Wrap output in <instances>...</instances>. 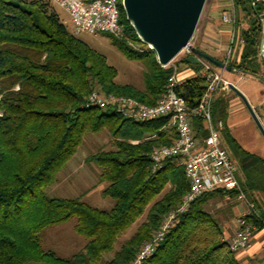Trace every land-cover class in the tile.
<instances>
[{"label":"trees","instance_id":"obj_1","mask_svg":"<svg viewBox=\"0 0 264 264\" xmlns=\"http://www.w3.org/2000/svg\"><path fill=\"white\" fill-rule=\"evenodd\" d=\"M233 6L234 24L243 20L246 28L238 34L242 40L239 59L229 57L226 67L257 75L264 69V56L258 60L262 2L233 0ZM119 9L120 21L139 48L112 39L128 57L144 64L142 89L117 83L116 69L66 27L49 0H0V264H129L189 189L176 158L151 172V150L176 138L174 127L165 128L170 116L134 121L110 110L84 107L95 88L153 105L173 72L171 66L157 63L126 21L121 4ZM186 57L181 61L188 63ZM188 64L201 67L199 62ZM205 87L198 73L180 83L177 91L188 106H194ZM225 110L224 99L214 97L212 118L221 120ZM193 118L204 128L200 118ZM103 129L109 132L113 148L99 149L88 161L98 168L97 180L105 184L101 194L110 197L113 205L98 209L81 196L49 197L46 188L55 182L83 137ZM240 161L246 170L262 167V161L248 153ZM217 192L229 191L216 189L193 200L142 264H239L219 223L203 207ZM144 213L134 233L115 250L119 235ZM71 217L75 232L86 239L82 249L67 258L44 250L40 231ZM246 218L255 229L264 226L262 213L254 211Z\"/></svg>","mask_w":264,"mask_h":264},{"label":"built area","instance_id":"obj_2","mask_svg":"<svg viewBox=\"0 0 264 264\" xmlns=\"http://www.w3.org/2000/svg\"><path fill=\"white\" fill-rule=\"evenodd\" d=\"M49 1L68 14L71 32L75 35L80 32H106L113 38L126 40L138 49L132 44L134 42L131 36L127 34L124 24L120 21L118 0ZM256 1L262 2V22L264 24V0ZM221 20L233 26L235 15L234 13H222ZM233 40L232 33L230 44ZM238 41L242 44L241 39ZM184 49L188 54L192 53L189 46ZM229 57L230 48L227 50L224 65H227ZM199 63L201 65L199 74L204 78L206 87L194 106H188L184 97L177 91L180 82L174 65L163 92L153 105L141 103L127 95L104 93L100 89H93L84 101L86 108L110 110L134 121H149L170 116L171 124L175 129L176 138L171 144L156 146L149 153L151 172L160 170L168 159L176 158L177 163L183 167L189 189L183 195L181 202L164 215L152 238L142 244L129 264H142L162 241L168 229L174 224L177 215L184 212L190 203L203 193L216 189L236 190L237 197L245 199L237 178L235 161L220 140L223 122L222 120L214 122L211 113L216 91L218 89L228 90L232 83L224 79L214 66L200 57ZM193 117L200 118L203 127L208 132L200 142L196 140L191 129L190 120ZM247 204V210L236 218V229L227 239L229 249L233 252L247 248L253 238L255 226L246 218L253 211H251V204Z\"/></svg>","mask_w":264,"mask_h":264},{"label":"crops","instance_id":"obj_3","mask_svg":"<svg viewBox=\"0 0 264 264\" xmlns=\"http://www.w3.org/2000/svg\"><path fill=\"white\" fill-rule=\"evenodd\" d=\"M233 0H211L206 11L203 23L201 51L210 56L214 68L221 73L222 77L231 82L247 99L257 119L264 130V69L261 67L257 75L234 71L224 65L226 53L230 48L231 60H238L241 52V44L238 41L240 29L246 28L242 20L236 25H229L221 20L222 13L236 15ZM234 40L230 44L231 34ZM264 52V39L262 48L259 44L258 60H261ZM220 63L222 65H219ZM177 78L180 83L196 76L198 67H194L180 60L177 66ZM143 88V87H142ZM141 88V89H142ZM215 97H222L226 103V112L221 119L223 128L220 131V140L234 159L237 167V178L245 199L237 197V192L231 191L219 195L218 192L211 194L205 201L203 207L219 223L224 238L227 240L236 229V218L247 210L251 204V211L264 214V137L244 105L241 98L231 89H218ZM214 122L217 120L214 118ZM191 129L198 142L205 136V128L199 127L197 121L190 120ZM173 127L171 121L165 126L166 129ZM256 156L262 161L261 168L250 167L243 169L241 157L245 154ZM102 185V183H100ZM104 187H102L103 189ZM87 191L84 193L86 194ZM81 194V196H84ZM102 195V194H101ZM104 197V196H103ZM213 209H207L212 207ZM239 264H264V226L255 229L250 245L242 250L234 252Z\"/></svg>","mask_w":264,"mask_h":264},{"label":"rangeland","instance_id":"obj_4","mask_svg":"<svg viewBox=\"0 0 264 264\" xmlns=\"http://www.w3.org/2000/svg\"><path fill=\"white\" fill-rule=\"evenodd\" d=\"M210 2L211 0H206L205 2L194 35L189 42L190 49L192 47L199 50L203 48V43L201 41L203 23ZM118 4L120 6L121 0H118ZM54 9L59 19L71 31V23L68 14L55 4ZM76 37L86 43L90 48L102 54L107 63L116 69L117 75L115 81L117 83H130L140 89L143 87L144 64L138 59L128 57L123 51H121L109 33L80 32L76 34ZM132 44L139 48L137 43ZM190 54L186 52V49H183L168 65L171 67L174 65L177 72V66L180 60ZM112 148V139L107 129H103L98 133H87L83 137V141L78 146L74 155L57 173L55 182L46 188V194L49 197L75 198L80 197L81 194H84L87 191L84 196H81V200L98 209H109L113 205V200L110 197H103V195H101L102 187H104L105 184L102 183L101 185L98 182V168L93 162L88 161V156L97 152L99 149L110 150ZM213 208L215 207H207V209ZM144 218L145 213L126 231L119 235L114 245L115 250L134 233L137 226L144 220ZM74 224L75 218L71 217L63 223L44 227L39 233L41 247L44 250L54 251L58 256L63 258H67L80 251L85 244L86 239L75 232ZM111 256L112 253L108 254L106 257L110 258Z\"/></svg>","mask_w":264,"mask_h":264},{"label":"water","instance_id":"obj_5","mask_svg":"<svg viewBox=\"0 0 264 264\" xmlns=\"http://www.w3.org/2000/svg\"><path fill=\"white\" fill-rule=\"evenodd\" d=\"M205 2L206 0H121V6L125 19L137 38L154 53L157 63L165 67L189 46ZM263 39L264 24L261 48ZM191 51L185 58L188 63L197 64L199 56L216 63L193 47ZM229 88L241 98L264 137V130L245 96L233 84Z\"/></svg>","mask_w":264,"mask_h":264}]
</instances>
